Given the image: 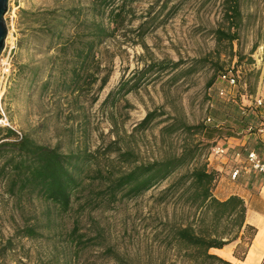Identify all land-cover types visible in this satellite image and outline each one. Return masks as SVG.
I'll return each instance as SVG.
<instances>
[{"label":"rangeland","instance_id":"1","mask_svg":"<svg viewBox=\"0 0 264 264\" xmlns=\"http://www.w3.org/2000/svg\"><path fill=\"white\" fill-rule=\"evenodd\" d=\"M71 1L85 5L89 2L10 0V12L6 16L9 34L0 58L1 104L12 127L22 135L30 134L42 145L58 147L65 154L93 153L119 138L122 146L133 148L143 161L161 160L167 155L180 154L185 140L181 134L163 137L162 128L174 120L194 126L203 124L209 114V85L221 71L233 67L238 71L237 91H241V101L247 106L255 105L257 98L264 95V0H242L243 27L233 49L224 45L218 48L215 39V30L223 25V0H172L165 9L166 0H138L134 7L140 20L129 28L127 35L133 37L130 30L157 18L145 40L147 52L140 46L111 42L98 55L100 78L112 72L103 91L99 90V81L93 89L77 95L58 92L56 87L44 93L42 82L50 79V67L37 50L19 47L22 38L19 11L54 9L60 2ZM163 60L183 62V66L177 72L155 71L142 76L147 65ZM27 65L45 67L37 82L29 70L19 72V66ZM192 66L194 72L182 74V70ZM177 75L180 76L174 79ZM126 83L130 85L128 89L139 84L130 93L124 90L117 101H107L111 93L117 94ZM244 93L247 95L243 96ZM153 112L162 117L148 130H138ZM257 112L258 118L264 120V107ZM226 133L229 132L209 130L199 138L212 146L228 139ZM236 137L243 139V136ZM212 162L217 161L212 159ZM177 175L138 198H125L107 208L79 213L76 211L79 202H76L71 214L54 216L57 227L51 233L45 231V238H15L14 249L7 253L3 264H41L56 253L61 256V264H117L106 252L107 248L132 264H185L178 254L166 248L168 228L165 225L181 224L189 212L176 200L159 202L161 191ZM261 183L264 186V181ZM40 205L36 200L26 204L22 212L16 200L6 193L5 183L0 182V243L15 237L16 228L23 227L25 219L39 213ZM258 207L264 208V204ZM76 220L81 233L93 239L100 233L102 237L96 241L103 243V247H90L77 260L65 242ZM53 235L57 238H52ZM245 248L237 253L241 255Z\"/></svg>","mask_w":264,"mask_h":264},{"label":"trees","instance_id":"2","mask_svg":"<svg viewBox=\"0 0 264 264\" xmlns=\"http://www.w3.org/2000/svg\"><path fill=\"white\" fill-rule=\"evenodd\" d=\"M137 2L89 0L85 5L81 1H71L60 2L54 9L20 10L18 26L22 38L19 47L37 50L44 55V61L50 67V79L42 82L44 93L56 87L58 92L77 95L93 89L99 81V90L103 91L112 72L108 71L100 78L98 55L100 49L111 42L140 46L147 52L145 40L150 25L157 18L142 22L136 30H130L133 37H129V28L140 20L134 7ZM171 2L166 0L163 9ZM222 7L223 25L215 30V39L218 48L224 45L233 49L243 27L242 0H223ZM194 61L202 63L201 60ZM182 66L183 62H152L144 68L142 76L155 71L177 72ZM44 68L19 66V72L29 70L33 81L37 82ZM228 70L221 71L209 85V114L203 124L194 126L174 120L162 128L163 137L181 134L185 140L180 154L167 155L161 160L143 161L133 148L122 146L119 138L93 153L79 151L65 154L58 147L38 143L30 134L20 138L12 129L0 128V182L5 183L6 193L16 200L22 212L26 204H33L36 200L42 208L39 213L25 219L23 227L16 228L15 237L1 241L0 264H3L7 253L14 249L15 238H45V231L51 233L57 227L54 216L60 218L71 214L76 202H79L76 210L79 213L107 208L122 199H134L146 194L182 169H186L185 172L178 174L160 193L159 202L176 200L189 212L181 224L165 225L168 228L166 248L178 254L185 264H232L212 251L236 244L234 257L244 262L258 230L246 223L248 205L243 198L231 196L221 201L215 196L221 175L208 161L215 144L211 146L199 138L209 130L229 132L226 133L228 140L241 138L236 137L238 135L243 138L249 136L250 145L236 147V151L264 155L263 142L256 140L264 130V120L258 118L259 109L254 105L245 106L240 90L229 101H223L217 95L215 87ZM194 71L195 67L192 66L182 70V74ZM137 85L128 89L129 83L122 84L117 94L111 93L107 101H117L124 90L130 93ZM160 117L162 114L149 113L138 130H148ZM254 140L257 141L256 145ZM66 236L65 242L76 260L92 246L103 247L102 242L96 241L102 235L98 233L95 239L89 238L81 233L78 220L74 221L73 230ZM242 247H246L245 251L239 255L237 250ZM106 252L117 264H132L111 248H107ZM61 263L59 253L41 262Z\"/></svg>","mask_w":264,"mask_h":264},{"label":"crops","instance_id":"3","mask_svg":"<svg viewBox=\"0 0 264 264\" xmlns=\"http://www.w3.org/2000/svg\"><path fill=\"white\" fill-rule=\"evenodd\" d=\"M250 139L249 136L243 139H235L230 138L229 142L232 144L233 147H243L248 144V140ZM264 144V133L260 135L258 138ZM250 145V144H248ZM261 146V143H260ZM262 147V146H261ZM264 156V155H263ZM232 163L217 161L216 163L212 164L213 167L220 172V181L215 190V196L221 200L225 201L229 199L231 196H239L245 200L248 205V215H247V224L250 226L255 227L258 230V234L253 241V244L248 252L246 260L244 262L239 261L240 264H264V253L262 254L261 260L257 262H250V252L254 251V253L259 254L257 250V237L259 235V228L257 225L259 223L264 225V208H259L258 205L263 203L264 204V186L263 183L260 182L264 181V177L257 178L255 176H248L242 175L236 183L231 182L230 175L232 170ZM260 185V186H259ZM261 190V191H260ZM251 203V204H249ZM252 206L251 207H249ZM236 250V246H227L223 250H214L212 253L220 256L222 259L235 264L238 260L234 257V253ZM223 251L227 253V256H222Z\"/></svg>","mask_w":264,"mask_h":264},{"label":"built area","instance_id":"4","mask_svg":"<svg viewBox=\"0 0 264 264\" xmlns=\"http://www.w3.org/2000/svg\"><path fill=\"white\" fill-rule=\"evenodd\" d=\"M238 71L234 68L228 70L220 77L219 84L215 87L218 97L223 101H229L237 94V89L240 87ZM246 86V85H245ZM264 90V89H263ZM247 94L244 93L243 96ZM242 96V97H243ZM244 104V103H243ZM246 106V104H244ZM258 109L264 107V95L257 98L254 105ZM0 128H10L16 132L17 136L22 138L21 132L12 127L8 118L3 110L0 100ZM251 131V129L249 130ZM264 133V130L261 131ZM212 159L215 161L234 162L235 166L232 167L230 180L236 183L242 175L255 176L257 178L264 177V156L256 152L242 153L236 151L228 139L225 141L217 142L211 149L209 156V164L212 165Z\"/></svg>","mask_w":264,"mask_h":264},{"label":"water","instance_id":"5","mask_svg":"<svg viewBox=\"0 0 264 264\" xmlns=\"http://www.w3.org/2000/svg\"><path fill=\"white\" fill-rule=\"evenodd\" d=\"M9 12L10 0H0V58L6 48V40L9 34V28L6 23V16L9 14Z\"/></svg>","mask_w":264,"mask_h":264},{"label":"bare ground","instance_id":"6","mask_svg":"<svg viewBox=\"0 0 264 264\" xmlns=\"http://www.w3.org/2000/svg\"><path fill=\"white\" fill-rule=\"evenodd\" d=\"M257 227L260 230L259 235L257 237V250H258L259 254L254 253V251L250 252V255H249L250 259L249 260L252 263L261 260L262 254L264 253V225L259 223L257 225ZM220 254H222V256H227V253L225 251H223Z\"/></svg>","mask_w":264,"mask_h":264}]
</instances>
